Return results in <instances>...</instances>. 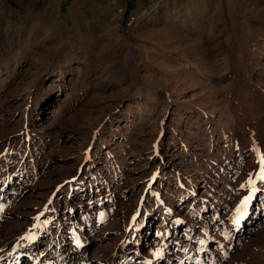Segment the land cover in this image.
<instances>
[{
    "label": "rangeland",
    "instance_id": "rangeland-1",
    "mask_svg": "<svg viewBox=\"0 0 264 264\" xmlns=\"http://www.w3.org/2000/svg\"><path fill=\"white\" fill-rule=\"evenodd\" d=\"M257 152L264 0H0V264H264Z\"/></svg>",
    "mask_w": 264,
    "mask_h": 264
},
{
    "label": "bare ground",
    "instance_id": "bare-ground-1",
    "mask_svg": "<svg viewBox=\"0 0 264 264\" xmlns=\"http://www.w3.org/2000/svg\"><path fill=\"white\" fill-rule=\"evenodd\" d=\"M176 104H178V102H176ZM191 107H192V112H194L195 115H196V119L200 118V120H196V125H198L199 122H202L203 123L202 124L203 127H205V128L208 127L209 129L214 130L213 129L214 128L213 127L214 124L210 121L211 120L210 119V114L207 113V112H203L196 105H192ZM178 122H180L179 121V118L176 119V121L174 122V125L175 124H178ZM191 126H193L192 123H186V127H188V129H189V127L191 128ZM173 130H176V128L174 127ZM190 131L188 132V134L190 133ZM221 133H223V131H221ZM221 135H223V134H221ZM230 135H231V133H230ZM225 139L226 138L224 136H220L219 138H216V141H214V148H216L217 146H220L222 144H225L226 143ZM204 146H205V144H204ZM161 148L162 147L158 146L155 150L152 151V153L147 158L149 160H151L152 162L153 161L154 162L156 161V166L158 168V171L162 175H165V174H167L169 172L168 171V168L169 167H171L170 170H172V168H174L173 162L176 160L175 159V155L176 154L175 153H173V155L171 154L173 156V158L171 157V155L169 157H167L168 155H166V158H165L166 160L163 163L162 162V159H163V157H165V153H161ZM252 162L260 164V167L257 170L258 172H257L256 175H257V177H259L261 179V181H264V175H263L264 174V155H261L260 152H257L256 153V157H255V160L252 161ZM254 197H255V194L254 193L253 194H250V196H249L248 199H244L243 201H241L240 203H238L236 205V210L234 208V210L237 213L236 214L233 213L231 215V217H230V223L231 224H230V227H229V231L231 232L230 235H232V237H234L236 235L238 236V234H239L238 232H241L240 226H242L244 223L245 224L251 223L252 217H251L250 214H251V211H252V208H253L252 205H253ZM235 211H233V212H235ZM227 214H226V216H227ZM166 224H168V222L164 224L165 230H166ZM256 225H258L257 222H256ZM167 232L170 235V232L169 231H167ZM97 238H100L99 235L97 236ZM90 241H91V238H89L86 235V233L84 235L83 234L82 235H78L77 239L75 241H73V243H74L73 246H75L77 248V251L76 252H72L71 253V256L74 253H76L77 256H78L79 253H82L81 246L85 244V246H83V247L84 248H87L89 246V242ZM87 249H86V251H87ZM11 250H13V249H11ZM97 251H99V250H97ZM84 252H85V250H84ZM84 252H83V255H85ZM13 254L16 255V254H18V252L17 253L14 252ZM53 254H54L55 258H56V260H55L56 262L55 263L53 262L52 264H58L59 263V260L68 261L69 258H72V257H70V254L68 253V251L67 250L66 251L64 250L63 246L60 247V248H58V249H56ZM57 255L59 256L58 259H57ZM6 256L9 258V256H11V255H10V253H8ZM112 259H113V253H111L110 250H106V249H104L103 251H99V252L93 251L91 253V255L89 256V258H87L88 264H96L97 262H100L102 264H108V263H111L112 262ZM137 261H138L137 262L138 264H150L151 263L150 260H149V258L147 257V255H142L141 256V259L140 260L137 259ZM140 261H142V262H140ZM63 263H65V262H63ZM137 263H135V264H137ZM41 264H43V263H41ZM66 264H67V262H66ZM158 264H165V263L161 260V261H159ZM171 264H175V263H171ZM198 264H204V261L202 259H200Z\"/></svg>",
    "mask_w": 264,
    "mask_h": 264
},
{
    "label": "built area",
    "instance_id": "built-area-1",
    "mask_svg": "<svg viewBox=\"0 0 264 264\" xmlns=\"http://www.w3.org/2000/svg\"><path fill=\"white\" fill-rule=\"evenodd\" d=\"M118 10H121V6H118Z\"/></svg>",
    "mask_w": 264,
    "mask_h": 264
}]
</instances>
